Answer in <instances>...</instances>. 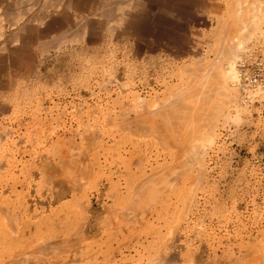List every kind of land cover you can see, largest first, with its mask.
Wrapping results in <instances>:
<instances>
[{
  "label": "rangeland",
  "instance_id": "rangeland-1",
  "mask_svg": "<svg viewBox=\"0 0 264 264\" xmlns=\"http://www.w3.org/2000/svg\"><path fill=\"white\" fill-rule=\"evenodd\" d=\"M211 79L178 168L160 124ZM263 259L264 0H0V264Z\"/></svg>",
  "mask_w": 264,
  "mask_h": 264
},
{
  "label": "bare ground",
  "instance_id": "bare-ground-1",
  "mask_svg": "<svg viewBox=\"0 0 264 264\" xmlns=\"http://www.w3.org/2000/svg\"><path fill=\"white\" fill-rule=\"evenodd\" d=\"M255 2V1H253ZM254 6V5H252ZM254 8V7H253ZM236 13V12H235ZM237 14V13H236ZM259 14V13H258ZM259 16V15H258ZM261 17V16H260ZM235 19V18H234ZM237 19V18H236ZM248 20V19H247ZM236 21V20H235ZM233 23V22H232ZM231 23V24H232ZM239 22H234V24H237L238 27H240ZM236 26V25H235ZM247 27V26H246ZM234 28V27H233ZM237 28V27H236ZM231 29V28H230ZM244 29V28H243ZM230 31V30H229ZM243 32V31H242ZM245 32V31H244ZM235 34V33H234ZM228 35V34H227ZM243 35V34H240ZM238 37V34H237ZM247 37V36H246ZM225 45V44H224ZM220 49V48H219ZM215 69V68H214ZM201 72V71H200ZM220 72V71H219ZM197 74V73H196ZM221 74V73H220ZM208 75V74H207ZM206 75V76H207ZM205 76V75H204ZM199 80L201 79L200 76ZM197 77V78H198ZM210 76H207V79ZM213 78V77H212ZM215 79V77L213 78ZM217 79V78H216ZM215 79V81H217ZM223 79V78H222ZM198 80V82H199ZM203 80V79H202ZM205 80V79H204ZM203 80V81H204ZM207 81V80H205ZM211 85H208L204 82L199 85L200 83H192L190 88L187 91H183L182 99L185 100L183 102L182 99L180 101H176L177 104L172 102V104L175 105L174 107V113L171 115H165V119L162 120L163 122L160 124V132L164 135L162 137L165 141L160 140V145L163 144V146L166 147H173V150L181 154V162L178 164V161L176 165L178 164V168H181L182 166L191 165V163L195 162V158L198 157L197 151L201 148L205 149L207 145L211 144L214 140V127L216 120L218 117H220L223 114V109L225 106V99L226 96L229 97L226 93V90L228 88L226 86L221 85L220 83L217 86V83L215 84L214 80H209ZM208 81V82H209ZM202 82V81H201ZM223 82V81H222ZM221 82V83H222ZM206 83V84H205ZM216 85V86H215ZM221 85V86H220ZM221 88H220V87ZM182 92V91H181ZM175 96V95H174ZM181 96V95H180ZM172 98V97H171ZM235 98V97H234ZM170 100V99H169ZM177 100V99H176ZM189 100V101H187ZM136 103V102H135ZM173 105V106H174ZM166 106V104H165ZM140 111V110H139ZM143 111V110H142ZM150 112V111H149ZM158 113V112H157ZM143 114V113H142ZM153 114V113H151ZM159 114V113H158ZM156 115V114H155ZM144 116V115H143ZM149 116V115H148ZM146 116V121L147 117ZM149 119L152 118L151 116L148 117ZM152 120V119H151ZM145 121V120H144ZM154 124L151 125V128L154 129ZM159 129V128H158ZM209 147V146H208ZM171 149V148H170ZM202 151V150H201ZM176 154V153H175ZM178 156V155H176ZM198 161V160H197ZM175 163V162H174ZM189 163V164H188ZM174 165V164H173ZM193 165V164H192ZM191 165V166H192ZM172 166V165H171ZM170 166V167H171ZM194 167V166H193ZM167 168V167H166ZM172 168V167H171ZM177 168V167H173ZM187 167H185L186 169ZM190 168V167H189ZM169 169V168H168ZM81 170V169H80ZM178 170V169H177ZM188 170V169H187ZM185 170V171H187ZM84 171V170H83ZM176 171V170H175ZM169 172V171H168ZM171 172H174L171 171ZM169 172L170 174H172ZM167 173V172H165ZM86 174V173H85ZM149 175V174H148ZM151 175V174H150ZM160 175V174H159ZM164 175V173H163ZM174 175V174H173ZM154 176V174L152 175ZM170 176V175H169ZM168 177V176H166ZM152 178V179H151ZM159 178V177H158ZM157 178V180H158ZM147 183H143V181L146 182V179H144L141 183L142 186L138 189V191L142 194L145 192V190L148 191V189L151 192V185L153 186V183L156 181V177L153 178L150 176V178L147 179ZM161 180V179H160ZM164 180V179H163ZM158 182V181H157ZM156 182V183H157ZM139 183V182H138ZM140 183V185H141ZM136 184V183H135ZM155 184V183H154ZM162 184V182H161ZM164 184V183H163ZM150 185V188L148 186ZM158 185V184H157ZM160 186V185H158ZM163 187V186H162ZM157 188V187H156ZM135 189V190H136ZM155 189V188H154ZM153 189V190H154ZM162 191V190H160ZM138 192V193H139ZM155 192V191H154ZM146 193V192H145ZM152 193V192H151ZM156 193V192H155ZM136 194V193H135ZM153 194V193H152ZM138 195V194H137ZM140 195V194H139ZM162 195V194H161ZM141 196V195H140ZM144 196V195H143ZM147 196V195H146ZM155 196V195H154ZM139 197V196H137ZM149 197V196H148ZM147 197V198H148ZM142 198V197H141ZM140 198V199H141ZM144 200V199H143ZM143 202V201H142ZM135 204V203H134ZM139 206V205H138ZM260 255V254H259ZM264 260V259H263ZM261 263V261H260ZM263 263V262H262ZM238 264V263H237Z\"/></svg>",
  "mask_w": 264,
  "mask_h": 264
}]
</instances>
